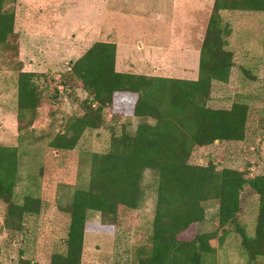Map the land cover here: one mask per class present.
<instances>
[{"label":"rangeland","instance_id":"1","mask_svg":"<svg viewBox=\"0 0 264 264\" xmlns=\"http://www.w3.org/2000/svg\"><path fill=\"white\" fill-rule=\"evenodd\" d=\"M213 1L16 0L15 34L0 51V146L19 151L15 202L37 198L40 212L24 216L19 230L1 227L0 264H19L20 259L50 264L52 255L64 254L68 208L73 193L87 186L92 154L107 151L112 135L133 134L145 122L130 113L129 99L118 98L105 110L103 125L85 131L74 150L52 149L54 135L71 117L82 115L80 104L88 96L77 87H61L60 75L95 42H108L116 45L118 72L196 80ZM220 15L231 31L226 49L232 53V68L227 83H212L208 105L228 109L234 102L247 104L246 138L196 147L189 163H212L242 171L247 178L264 175V12ZM20 70L37 75L41 98L34 120L22 124L17 120ZM156 184L157 173L144 171L140 207L120 210L117 227H103L99 213H88L80 264H135L136 248L149 243ZM257 204V196L245 192L239 222L248 235L253 233ZM205 208L199 233L217 229V204L207 202ZM3 217L0 204V223ZM231 232L221 246L214 242L215 264H250L239 237Z\"/></svg>","mask_w":264,"mask_h":264},{"label":"trees","instance_id":"2","mask_svg":"<svg viewBox=\"0 0 264 264\" xmlns=\"http://www.w3.org/2000/svg\"><path fill=\"white\" fill-rule=\"evenodd\" d=\"M15 2L0 0V51L15 34ZM222 11L264 12V0L213 1L196 80L118 72L116 45L108 42H95L60 75L61 87H77L88 96L80 104L82 115L71 117L54 135L52 149L74 150L85 131L103 125L105 110L118 98L129 99L130 113L145 122L133 134L112 135L107 151L92 154L87 186L73 193L68 208L65 253L52 255L50 264L81 263L88 213H99L100 225L107 228L120 224V210H138L146 170L157 173L155 203L149 243L136 248L135 264H215L214 242L221 246L231 231L250 264L264 260V175L247 178L242 171L212 163H189L196 147L246 138L247 104L234 102L228 109L208 105L212 83H227L232 68V53L226 49L231 31ZM36 77L21 70L17 74L20 124L32 122L41 103ZM18 163L17 147L0 146V231L2 226L19 230L24 216L40 212L37 198L26 196L20 204L14 200ZM245 192L258 198L252 235L239 222ZM211 201L217 204V229L199 233L197 226L205 221ZM19 264L32 263L20 259Z\"/></svg>","mask_w":264,"mask_h":264}]
</instances>
